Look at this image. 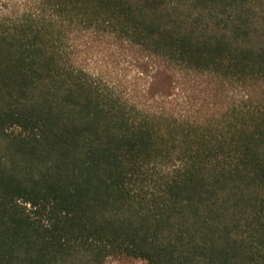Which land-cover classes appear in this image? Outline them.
Here are the masks:
<instances>
[{
  "label": "trees",
  "instance_id": "obj_1",
  "mask_svg": "<svg viewBox=\"0 0 264 264\" xmlns=\"http://www.w3.org/2000/svg\"><path fill=\"white\" fill-rule=\"evenodd\" d=\"M264 264V0H0V264Z\"/></svg>",
  "mask_w": 264,
  "mask_h": 264
},
{
  "label": "rangeland",
  "instance_id": "obj_2",
  "mask_svg": "<svg viewBox=\"0 0 264 264\" xmlns=\"http://www.w3.org/2000/svg\"><path fill=\"white\" fill-rule=\"evenodd\" d=\"M105 264H144V262L140 259L133 257H111L106 260Z\"/></svg>",
  "mask_w": 264,
  "mask_h": 264
}]
</instances>
